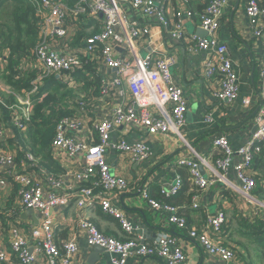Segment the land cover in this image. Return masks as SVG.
I'll return each mask as SVG.
<instances>
[{"label": "built area", "instance_id": "1", "mask_svg": "<svg viewBox=\"0 0 264 264\" xmlns=\"http://www.w3.org/2000/svg\"><path fill=\"white\" fill-rule=\"evenodd\" d=\"M43 17L40 39L30 59L33 63L22 65L23 71L33 69L36 77L29 91L17 95L14 90L0 79V90L15 95L16 102L6 103L0 97L1 107L10 110L12 123L19 130L25 131L33 109L32 97L39 91L43 81L49 76L68 85H74L73 72L82 65V57L96 59L97 64L106 66L117 74L115 83L125 80L131 99L120 107L111 109V115L96 121L94 129L98 142L80 136L84 123L78 114L60 119L53 140L54 154L64 151L73 161L69 165L71 177L80 184L73 192H67L65 180L37 165L38 160L30 151L25 152L23 160H17V152L8 150V129L0 114V192L16 188L18 203L25 209L39 213V227L29 228L24 233L19 222L11 224L9 234L11 248L20 259V264H34L43 259L46 264H70L79 251V239L84 236L89 246H100L111 255L113 264H127L131 258L158 257L168 264H183L187 260L185 245L180 242V235L171 233L170 228L177 226L188 229L189 241L197 243L206 253L229 263L237 260L233 248L224 242L223 234L228 224V216L219 210L214 217H208L202 226L191 225L181 213V207L153 198L144 190L141 198L149 203L151 209L161 216V231L151 241L137 235V227L128 214L113 204L111 193H126L130 184L126 177L112 171L106 160L105 151L110 145V132L121 125L137 123L145 127L149 136L159 133L181 134L186 125L188 103L184 91L174 79L171 66L172 56L152 52L144 57L139 55L130 58L117 56L116 51L123 41L129 43L138 40H152L151 22L155 20L163 29L177 39L186 38L185 20L193 19L195 14L190 8V0H179L175 20L170 21L168 7L170 0H77L69 4L64 0H40ZM228 0H210L200 12L201 27L207 31L206 37L192 35L197 49L208 52L203 62L204 76L209 81L218 78L221 89L215 95L222 103L230 104L240 96V76L228 51V46L218 39L221 18L224 15ZM132 10L136 17L129 19L127 13ZM246 15L252 32L260 37L264 32V5L260 0H249ZM86 16L99 21V31L85 38L83 43L70 45L68 27L74 18ZM192 50V49H191ZM159 54V55H154ZM6 58L0 59V73L6 65ZM257 73L264 84V60L257 66ZM111 82H103L101 94L103 99L110 96ZM249 105L250 101L245 100ZM86 103L79 102V110L85 109ZM81 107V108H80ZM83 112V111H82ZM1 113V111H0ZM211 120V118H207ZM255 129L248 142L234 149L229 138L220 133L213 139V152L208 158L177 157L174 162L178 170L175 182L169 189L161 186V194L176 196L184 186V177L180 167L189 171V182L192 188L208 189L217 183L226 185L233 193L245 197L257 209L264 211V201L255 196L258 186L254 164L259 154L264 151V93L262 106L255 117ZM4 141L2 144L1 142ZM137 162L147 160L150 156L149 146L142 141L130 143L119 140L114 144ZM234 154L243 157L236 164L235 171L242 186L236 185L229 178V170ZM82 156V160L79 157ZM203 168V171L201 168ZM225 189L226 191H228ZM71 202L77 214V230L67 241L58 245L52 221V210L59 204ZM100 205L102 210L117 219L127 239H118L103 233L87 216L93 207ZM192 209H199L198 196H193ZM1 228V224H0ZM179 240V242H178ZM177 243L175 248L173 243ZM9 252L0 246V264L9 260Z\"/></svg>", "mask_w": 264, "mask_h": 264}, {"label": "crops", "instance_id": "2", "mask_svg": "<svg viewBox=\"0 0 264 264\" xmlns=\"http://www.w3.org/2000/svg\"><path fill=\"white\" fill-rule=\"evenodd\" d=\"M64 1L68 3L67 0ZM209 1L190 0V8L194 11L195 16L193 19L185 20L186 38L177 39L173 37L168 29H163L157 21L152 20V40L143 39L136 42L130 41V43L126 40L123 41L116 51L117 56L130 59L137 55L144 57L155 49L158 53L172 56L174 58L171 66L173 79L182 87L188 103L186 125L181 131L182 135L177 133H159L149 136L145 127L137 123L126 126L121 125L110 132V145L105 151L106 160L114 173L128 179L130 187L126 193H111L109 196L116 207L121 208L128 214L129 219L137 227V235L143 236L146 241H151L161 231L162 219L161 216L151 209L149 203L142 200V191L147 190L151 193L152 190L153 198H156L159 196L158 187L162 186L169 189L175 182L177 175L178 167L174 163L177 157H186L188 159L208 158L213 152V139L219 133L229 138L234 149L244 146L255 129L254 117L262 106L264 84L257 73V66L260 61L264 60V32L261 33L260 37H256L249 26L246 15L249 0H228L218 31V39L228 46V51L240 76L239 98L230 104L220 102L215 95V91L221 89L219 79L215 78L209 81L204 76L203 62L206 60L208 52L197 49L190 44L194 42L192 35H198L199 28H202L199 19L200 12L203 11ZM178 4L179 0H170L168 7L170 21L176 19L174 17L176 16L177 8H179ZM127 16L131 20L137 18L131 9L128 11ZM83 29H86L88 33L99 31L97 17L83 16L80 19L74 18L68 27L69 37L67 42L70 45L74 43L78 45L77 41L73 42V36L78 31H83ZM5 53L8 54L7 51ZM26 63L33 62L26 60ZM97 77L101 83L113 81L110 86V96L108 99H103L101 94L100 97L95 98L88 104L86 103L85 109L80 107L81 112L80 110L78 112L84 123L80 136L86 139L90 138L93 142L96 138L98 140V135L93 128L94 123L108 117L111 115V109L118 108L131 99V93L125 80H122V84L115 83L117 74L114 71L98 64ZM76 84L79 85L73 89L74 94H76L75 97L85 96L87 92L83 84L80 82H76ZM22 96L25 97L26 95ZM245 100L250 101L249 105L245 103ZM207 118H211V120H207ZM122 139L130 143L134 141L145 142L150 148L149 158L137 162L113 146ZM54 155L64 169L58 175L63 177L66 190L71 193L79 186L72 178L73 176L71 177L70 173L66 171V169L69 171V165H72L73 161L64 151ZM260 156L254 164L258 181V186L254 193L259 200L264 201L262 200L264 199V155ZM79 159L82 160V156ZM242 159L243 157L240 155L234 154L229 170L230 180L239 187L242 186V183L237 177L234 167ZM0 170L2 169L0 168ZM184 170L188 173L189 178L188 169L184 168ZM189 185L186 194H188V199L191 200V203L186 204L185 214L188 218L187 220L191 225L200 227L208 217H214L219 210H223L229 219L223 238L232 242L235 246L237 260L229 263L223 262L206 253L197 243L189 241L188 236H178L180 242L185 245L188 255L187 260L183 264H264V255L257 249L256 243L248 240L242 226L244 222L252 224L258 217H263L264 211L250 204L245 197L233 195L226 188V185L221 183H217L205 190L194 189L190 183ZM195 195L198 196V210L192 209V200ZM16 196V189L14 188L0 192V212L7 208L3 214H0V218L5 221L9 220V223L12 224L19 222L23 232L28 233L29 228L40 226L39 213L33 210L34 213L27 214L28 210H25L18 203ZM71 201L72 199H68V202L57 205L51 213L55 228V238L59 245L63 241H67L70 235L77 230L75 224L77 214L75 205ZM180 203H183V201ZM184 204H176V206L183 209ZM87 216L103 233L118 239L128 238V235L122 230L119 221L106 214L100 205L93 207L87 213ZM172 229H174V226L170 228V231ZM0 246H5L11 252L9 231L5 223L0 228ZM78 246L79 251L73 256L70 264H113L110 254L101 249L97 251L95 246H89L84 236L79 239ZM176 246V242L172 244L173 248ZM16 261V257L12 256L7 264H17ZM34 264L46 263L43 259H40ZM127 264L168 263L158 257H136L128 260Z\"/></svg>", "mask_w": 264, "mask_h": 264}, {"label": "trees", "instance_id": "3", "mask_svg": "<svg viewBox=\"0 0 264 264\" xmlns=\"http://www.w3.org/2000/svg\"><path fill=\"white\" fill-rule=\"evenodd\" d=\"M67 1L69 4H74L77 0ZM260 1L261 5H264V0ZM41 9L40 0H0V59L6 58V65L0 73V79L4 84L10 86L17 95H24V90L29 91L32 87V81L36 77L34 71H23L22 65L25 64L26 60L32 58L33 50L39 42L43 21V17L40 15ZM81 17L79 16L78 19ZM92 34V32L88 33L86 29L80 30L73 36V42L83 43V39ZM6 51L8 54L5 53ZM81 61L82 65L73 72V76L76 82L83 84L87 92L85 96L75 97L74 87L69 88L71 85L61 82L54 76H49L43 81L39 91L32 97V115L30 121L27 122L25 131H21L13 125L8 108L1 107L0 109L1 117L8 129L6 148L17 152L18 161L24 159L26 151L32 152L38 160L37 165L58 177H61L58 174L64 170L57 161L52 146L58 121L64 117L78 114L79 102L88 104L101 96L103 83L97 77L98 64L96 59L82 57ZM0 97L9 104L16 102L15 95L4 93L1 90ZM70 102H73L72 107H70ZM96 142H98L97 138L94 139V143ZM259 155L263 156L264 153ZM179 172L182 173L185 180L180 194L177 196L163 195L161 194V187H158L159 196L156 199L175 205L185 203L181 213L186 216V204L191 203L188 194H186L190 182L184 167H180ZM79 186L81 185L79 184ZM14 189H16L15 186ZM150 194L153 197L152 190ZM182 201L183 203H180ZM6 210L7 208L0 214H3ZM4 223L9 231L12 223H9V220L5 221L0 218L1 227ZM190 226L191 223L188 221V228ZM242 226L248 240L256 243L257 249L264 255V216L258 217L252 224L244 222ZM171 233L187 236L188 229H180L174 226ZM9 239L11 241L10 234ZM224 242L235 250L232 242L226 241V239H224ZM5 249L10 256L5 264L10 262L12 256L16 257L17 264H20V259L12 248L11 252L6 247Z\"/></svg>", "mask_w": 264, "mask_h": 264}, {"label": "water", "instance_id": "4", "mask_svg": "<svg viewBox=\"0 0 264 264\" xmlns=\"http://www.w3.org/2000/svg\"><path fill=\"white\" fill-rule=\"evenodd\" d=\"M198 33H199L198 35L201 36V37H206L207 36V31L202 29V28H199ZM200 168L203 171V168L202 167H200ZM30 213H34L33 209H28L27 214H30ZM95 247H96L95 249L97 251H98V249H101V250L104 251V249L102 247H100V246H95Z\"/></svg>", "mask_w": 264, "mask_h": 264}, {"label": "rangeland", "instance_id": "5", "mask_svg": "<svg viewBox=\"0 0 264 264\" xmlns=\"http://www.w3.org/2000/svg\"><path fill=\"white\" fill-rule=\"evenodd\" d=\"M79 84H74V85H72V86H69V88H72V87H76V86H78ZM66 100V99H65ZM73 106V102H70V107H72ZM2 144L4 143V141H2L1 142ZM7 144H8V142H7ZM6 146H3V148H5Z\"/></svg>", "mask_w": 264, "mask_h": 264}]
</instances>
